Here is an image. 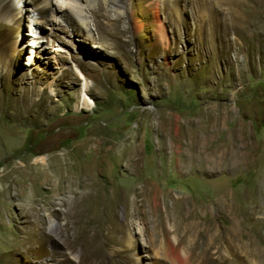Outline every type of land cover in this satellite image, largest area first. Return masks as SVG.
Returning <instances> with one entry per match:
<instances>
[{"label": "rangeland", "instance_id": "rangeland-1", "mask_svg": "<svg viewBox=\"0 0 264 264\" xmlns=\"http://www.w3.org/2000/svg\"><path fill=\"white\" fill-rule=\"evenodd\" d=\"M121 1L123 17H112L105 0L86 7L92 39L57 15L40 18L28 0L18 21L0 20V51L19 46L0 66V264H51L59 254L75 264L80 248L71 252L62 240L72 224L53 235L49 229L66 223L72 205L90 212L101 264H172L168 243L176 236L201 264L211 232L224 239L227 229L252 234L264 251V220H250L256 210L264 217V58L256 54L253 16L243 17L237 1ZM221 113L223 130H212ZM204 116L212 118L205 127ZM207 125L206 147L224 145V167L203 175L204 161L184 153L185 141ZM90 138L96 155L87 151ZM67 153L73 172L92 175L91 196L68 190ZM35 169L59 178L36 180ZM143 204L146 213L136 214ZM37 211L46 253L26 259L15 249Z\"/></svg>", "mask_w": 264, "mask_h": 264}, {"label": "bare ground", "instance_id": "bare-ground-1", "mask_svg": "<svg viewBox=\"0 0 264 264\" xmlns=\"http://www.w3.org/2000/svg\"><path fill=\"white\" fill-rule=\"evenodd\" d=\"M24 1L27 0H0V20L3 18L4 19L9 18V20L12 22L18 21V16L23 10L22 4ZM28 1L30 4H33V6H35L33 12L36 13L40 18L45 19L47 16H50L52 14L57 15L61 20L65 22L67 21L77 33H79L83 37L92 39L93 33L91 26L88 22L90 16L88 15L86 7L89 5L94 8L96 7L97 3L100 0H28ZM105 1L106 3H111L109 9L115 12L114 15L111 14L112 17H123L127 14L125 3H123L121 0H105ZM235 1H237L239 11L243 15V17L250 18L251 16H253L254 31H255L254 32L255 49H256V54H258V61L261 62V59L264 58V0H218V4L220 6L223 5L224 2L229 4L230 3L234 4ZM176 10L178 12V9ZM181 13L179 12L178 14L180 15ZM159 14L160 13L158 12V15ZM92 15L95 17L97 13L93 12ZM141 27L142 26L139 20H136L135 21L136 30L140 32ZM32 45H36V43H33ZM18 47H19L18 43L14 41L8 47L1 49L0 66H2L3 68L7 67V63L9 59L17 55L18 53L17 51L19 49ZM229 54H230V50L226 49L224 50V55L223 54L222 55L225 57V56H229ZM18 115L19 114L15 112L11 114L12 117H17ZM211 119L206 118L205 116L202 117L200 119V121L203 123L202 126L205 127L204 124L206 122L210 123ZM211 125H212V130L216 129L217 131H222L224 128V113L215 115V118H213V120L211 121ZM209 127L210 126L207 125L206 130L205 128L203 129L204 134L201 132L199 134L198 133L194 134L193 136L191 135V139L185 141V143L188 145V149L186 150L187 151L186 153H184L181 150L183 148L181 145H179L176 148L178 153H184V155L189 157L198 155V157L201 158L202 161H204L205 163V166L201 171L203 175L213 172L214 169H219L224 167V145L220 144L214 151H210L206 147V143L209 142L207 136L211 134L210 133L211 130H208L210 129ZM177 128L179 129V127ZM94 141L95 139L93 138L89 139L87 151L89 152V154L96 155V153H98V148H97L98 146H96ZM185 143H183L184 149H185ZM63 157L64 160L66 161L64 167L66 168L67 171V176L66 177L63 176V177L65 180L69 182L68 190H74V189L79 190L80 187V189L83 190V192H81V199L91 196L94 190L92 191L91 185L88 184V180L92 178V175H89V173L87 174L86 172H84L85 175H81L79 174V172L77 173L73 172V170L75 169L74 168L75 164L68 163V161L70 160L69 153L64 154ZM55 159L58 160V157H55ZM37 161L38 162L35 165L36 167L44 164L46 162V158L45 156H42ZM24 167L28 169L29 165L27 164ZM57 167L59 168L60 166ZM34 173L36 180L39 179V180L47 181L49 178L51 179L59 178L58 174H54V176L50 177L46 170L44 172H41L38 171V169H35ZM62 181L58 182L57 183L58 185L55 183V187L53 188V192L51 193V196H55L58 194V192L62 187ZM77 184H84V186L82 185L77 186ZM87 189H90V192L86 191ZM145 191H146L145 187L142 186L138 191V195L140 196L144 194ZM70 197L73 198L75 196H70ZM76 199L77 198H73L72 202H74ZM139 208H140L139 210L137 211L135 210L136 214L138 213V211L139 213L143 211L144 213H146L147 209L145 204L139 206ZM87 210H85L86 212L80 209L77 210L76 207L72 205V207L69 210H66L65 212L66 223L57 224L52 222L50 224L49 229H51V234L53 235L56 233L57 230V229L54 230V228L62 229L63 226L68 227L70 224H72V229H73L72 234L68 230H66V234L63 236L62 240L66 244L68 250H70L71 252H73L78 247L80 248L81 251L80 254L74 256L75 264H101L102 250H103L102 244L100 243L98 232L94 228L93 225L94 221L89 215L90 212H88ZM259 212L256 210L253 212L252 216H250V220L253 221L254 224L256 223L257 225L260 222V220L261 221L264 220V217H258L260 214ZM34 219L35 221L32 230L22 237L19 246H17L15 249L16 253H20L24 255L26 259L29 258L35 259L38 256H43L46 253L45 250L46 238L44 235H42L43 234L42 231L40 229H37L38 224L42 222V217L38 215V211L35 213ZM253 223L251 225H253ZM173 232L174 234L179 233L178 231L175 230ZM238 233L240 232L238 231ZM238 233L234 229H227L226 231L224 230V239H223L217 234H213L211 232L210 235L211 237L209 236V239L207 240L205 245L201 247L200 253H198L199 257L202 259L201 264H210L215 255L218 256V259L220 258L222 259L223 258L222 249H224V258H223L224 264H259L261 260L259 261L258 259L260 257H264L263 249L261 250L257 248L256 244H254L255 241L253 242L251 238L252 234L248 233L249 236H247V238L245 237L246 238L245 239L243 238L244 235L242 237ZM241 233L243 232L241 231ZM171 235L173 234L171 233ZM173 240L174 243L168 241L169 256L172 258V264H193L192 263V258L194 255V253H192V250L194 251L193 247L190 244L182 245L180 238L177 236L173 238ZM51 249L53 251L57 250L56 246H52ZM59 255L61 256L63 254H59ZM60 256H58V258L51 264H67V260H66L67 256L66 255H63V257ZM16 261L19 262L20 260H16ZM114 264H118V263L116 262Z\"/></svg>", "mask_w": 264, "mask_h": 264}]
</instances>
